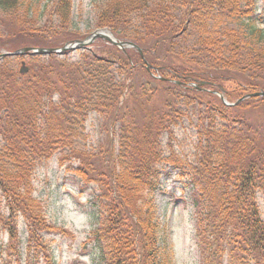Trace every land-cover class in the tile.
<instances>
[{"label":"trees","instance_id":"16d2710c","mask_svg":"<svg viewBox=\"0 0 264 264\" xmlns=\"http://www.w3.org/2000/svg\"><path fill=\"white\" fill-rule=\"evenodd\" d=\"M74 5L0 0V55L84 39ZM90 8L93 30L140 51L98 40L0 59V260L23 264L25 244L28 260L34 250L56 264L51 238L67 233L36 181L57 158L88 192L92 264H169L158 207L172 181L189 191L200 264H264V98L229 107L215 94L236 103L264 91V0Z\"/></svg>","mask_w":264,"mask_h":264},{"label":"rangeland","instance_id":"374dc122","mask_svg":"<svg viewBox=\"0 0 264 264\" xmlns=\"http://www.w3.org/2000/svg\"><path fill=\"white\" fill-rule=\"evenodd\" d=\"M91 1L75 0L74 5L80 32L86 37L96 31L93 30L91 22ZM260 28L264 29V25ZM90 31L91 33L88 34ZM95 141L96 138L93 142ZM49 162L38 173L36 187L48 207L47 215L50 222L62 227L67 233L64 237L62 235L51 238L55 262L56 264H92L90 257L83 250L84 241L94 222L88 204V192L83 194L79 190L65 167L59 166L57 158ZM166 187L158 207L161 221L160 249L163 257L169 264H200L199 249L196 247L198 239L195 238L197 229L189 191L183 190L182 186L174 181ZM19 230L22 235L21 241L24 243L23 225L19 224ZM21 251L23 264L44 263L42 253L37 251L33 253L34 250L29 251L31 257L28 260L25 244H22ZM16 261L17 258L10 253L9 256L1 258L0 264H17Z\"/></svg>","mask_w":264,"mask_h":264},{"label":"water","instance_id":"95a60500","mask_svg":"<svg viewBox=\"0 0 264 264\" xmlns=\"http://www.w3.org/2000/svg\"><path fill=\"white\" fill-rule=\"evenodd\" d=\"M102 40L110 45H113L123 51L129 48H134L139 50L134 44L131 42H122L118 41L115 36L108 30V29H99L94 31V33L87 36L84 40H76L72 43H68L64 46V48L61 49H32V48H24L21 50H18L16 52L12 53H3L0 55V59L4 57H18V56H24L27 54H33V55H54V54H63L65 52H76V51H83L86 49H89L90 46H92L96 41ZM140 51V50H139ZM149 68V67H148ZM29 71L28 67L26 66V62H22L20 74L25 75ZM217 96H219L222 99V102L229 107L236 106L245 100L251 99V98H264V91L261 90V92L254 93L247 95L237 101L236 103H229L221 94L215 93Z\"/></svg>","mask_w":264,"mask_h":264}]
</instances>
